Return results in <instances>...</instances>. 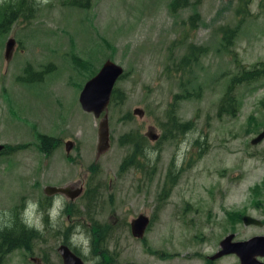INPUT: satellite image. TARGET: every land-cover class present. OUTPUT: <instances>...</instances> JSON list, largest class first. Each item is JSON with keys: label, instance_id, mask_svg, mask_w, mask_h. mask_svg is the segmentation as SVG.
<instances>
[{"label": "rangeland", "instance_id": "374dc122", "mask_svg": "<svg viewBox=\"0 0 264 264\" xmlns=\"http://www.w3.org/2000/svg\"><path fill=\"white\" fill-rule=\"evenodd\" d=\"M170 1L90 0L81 9L70 0H12L21 16L0 32V226L21 225L31 202L43 228L34 227L40 236L29 253L13 250L2 264H35L46 253L60 264L55 249L65 239L86 264H239L234 254L208 256L229 233L264 235V137L251 143L264 128V0H247L245 13L235 11L241 0H199L175 13ZM221 27L237 28L227 50ZM190 45L206 50L187 68L176 65ZM107 59L122 67L113 84L122 101L105 109L109 148L97 153L102 114L83 111L77 98ZM44 70L27 82L28 71ZM244 70L259 76L233 85L234 115H217L229 78ZM169 117L187 130L172 131ZM127 134L144 141L136 165L121 169L134 152L120 141ZM38 135L54 138L48 154ZM70 185L83 195L43 192ZM139 213L149 224L135 238L128 223ZM244 214L261 224L243 225ZM93 220L107 227L101 238Z\"/></svg>", "mask_w": 264, "mask_h": 264}, {"label": "water", "instance_id": "95a60500", "mask_svg": "<svg viewBox=\"0 0 264 264\" xmlns=\"http://www.w3.org/2000/svg\"><path fill=\"white\" fill-rule=\"evenodd\" d=\"M13 47V39L9 38L5 42L4 56L8 57ZM122 73V67L111 60H105L96 73L88 78L82 85L78 94V103L85 112L92 113L95 118L102 114L101 119L97 123V153L103 152L109 148L108 143V127L105 109L109 103L111 90L116 79ZM132 114L141 117L143 111L139 108H133ZM154 138V135H149ZM264 137V128L256 134L251 143H256ZM70 143L66 142L65 149L68 150ZM3 145L0 144V150ZM46 195L60 193L70 198L76 196L80 189L69 190L67 186L56 187L46 186L43 189ZM149 219L146 215L139 213L129 221V230L132 237L140 238L147 227ZM241 222L243 225L261 224L260 220L249 215H242ZM233 233L224 236L218 242V249L208 256L213 260L223 255L234 254L239 264H264V235H253L243 240H233ZM62 264H84L83 261L75 255L66 245L60 244L57 249Z\"/></svg>", "mask_w": 264, "mask_h": 264}, {"label": "trees", "instance_id": "16d2710c", "mask_svg": "<svg viewBox=\"0 0 264 264\" xmlns=\"http://www.w3.org/2000/svg\"><path fill=\"white\" fill-rule=\"evenodd\" d=\"M33 1V0H32ZM199 0H171L169 3V10L171 13H175L178 9L182 8V7H186L188 5H190L191 3H197ZM89 2L90 0H70V3L78 8L84 9L87 8L89 6ZM246 3L247 0H241L239 1L238 7L236 8V13L241 12V13H245L246 12ZM21 16V10H18L13 12L12 14L10 12H7L4 14H2V32L6 31L9 26L11 25V23L13 21H15L16 19H18V17ZM196 19V17L194 16H190L188 21L190 23V25H192L193 27V22ZM237 28H233V29H224L223 27L220 28V47L223 50H227V48H225V45H228L232 39L235 36V30ZM206 50V48H201L199 46H187V48H185V52L183 53V55L179 58L178 63H176V65H182V67L187 68V66H189L191 63H195L198 60V57L201 53H203ZM186 71V70H185ZM46 72V70L42 71V72H30L28 71V75L26 80L29 82H35V81H40L41 79V75L42 73ZM259 73V72H258ZM257 73V71H250V70H244L243 72L239 73L237 76H232L231 78H229V84L227 86V89L225 91V96L223 97V99L219 102L218 104V110H217V115L221 114V113H226V114H230V115H234L235 113V106L233 107L230 103L233 101V97L231 96V89L233 87V85L238 84V83H245V82H249L252 80H255L259 74ZM118 100V102L122 101V94L118 93L115 90H112V94H111V98H110V102H116ZM169 121L168 126L172 129V131L175 132H183L184 130H187V126L189 125L188 123L186 124H179L176 120H174V118H170L169 117ZM38 139L41 142L40 146H41V150L43 151V153L48 154L50 152V150L54 147L55 145V140L53 137H49V136H45V135H38ZM134 138H132L131 134H127V136H124L121 138L120 141H126L128 143H133V154L131 155L132 158H130V160H128V163H123L121 169L125 168L126 165L131 164V165H136L135 161L133 160V158L136 156V153L138 152L137 150V146L138 143L141 141H144L143 138L141 140H137L136 142H133ZM140 154V151L138 152ZM125 161V160H124ZM173 181V178L171 179V182H169V185H171ZM93 193L89 194L87 197V200H91ZM166 195V192L164 191L163 197ZM49 202V201H48ZM49 206L44 207L47 208ZM47 213V209L46 212L44 211V214ZM22 220V219H21ZM45 220V219H44ZM46 226V225H45ZM95 228H97L95 226ZM69 230V229H67ZM63 232V233H69L70 232ZM40 233V232H39ZM62 233V234H63ZM40 236V234H38V230L33 228H29L27 227L23 222L20 224H16L15 225H11V228H9L8 226H4L1 227L0 226V264H2V261L4 259V256L7 253H10L13 250H17V249H24V250H28L30 248V243L31 241H34L33 239L37 238V236ZM95 237V235H93ZM67 238V237H65ZM66 240V239H65ZM64 240V241H65ZM90 240H91V236H90ZM63 241V240H62ZM44 262H47L44 259Z\"/></svg>", "mask_w": 264, "mask_h": 264}, {"label": "flooded vegetation", "instance_id": "af4514ba", "mask_svg": "<svg viewBox=\"0 0 264 264\" xmlns=\"http://www.w3.org/2000/svg\"><path fill=\"white\" fill-rule=\"evenodd\" d=\"M12 4H13V2H12V0H7L5 3H3V4H1V6H0V32H2V14H4V12L5 13H7V12H10L11 14L13 13V11H11L12 10ZM5 9H10L9 11H6ZM12 51V50H11ZM11 51H10V54L8 55V57H6L5 58V56H4V54H3V57H4V59H5V61H7L9 58H10V56H11ZM28 82V81H27ZM72 187L73 186H68V188H69V190H74V189H72ZM80 189H81V192H79L80 193V195H83V194H81L82 193V188H81V186L79 187ZM78 193V194H79ZM66 197H68V196H66ZM68 199H73V197L72 198H70V197H68ZM93 225L94 226H96L97 228H95V230L94 231H92V234L93 235H95L97 238H101L102 237V235H101V233L102 232H104L106 229H107V227L104 225V226H100V225H98L94 220H93ZM90 227V226H89ZM90 228H92V226L90 227ZM60 244H64V245H66L67 247H69L70 248V250L75 254V255H78V257H80L81 258V260L83 261V263H85L86 264V262H85V260H84V257H83V255H81V253L79 252V251H77L76 249V247L75 246H73L72 244H71V241H69V240H61L60 241V243H58V246L60 245ZM57 246V247H58ZM57 247H56V249H57ZM56 249H55V251H56ZM17 250H21V251H25V252H28L29 253V250H24V249H17ZM57 252V251H56ZM57 255L59 256V254L57 253ZM44 259L47 261V262H44ZM59 259L61 260V258H60V256H59ZM49 260H50V255H49V253L47 254H44L43 256H42V261L45 263V264H49ZM31 261L33 262V263H35V264H44L43 262H41L39 259H37V258H31ZM61 264V263H60ZM93 264H95V263H93Z\"/></svg>", "mask_w": 264, "mask_h": 264}, {"label": "clouds", "instance_id": "9594fccd", "mask_svg": "<svg viewBox=\"0 0 264 264\" xmlns=\"http://www.w3.org/2000/svg\"><path fill=\"white\" fill-rule=\"evenodd\" d=\"M43 3H48V0H43ZM55 200V206L59 207L61 198L57 197L54 199ZM35 208L36 204L28 202L27 208L22 214V222L29 228H37L38 230H41L43 228V224L40 221V217L35 215ZM57 215V212L55 210V207L53 211L51 212V217L54 220ZM9 228H11V224L7 225ZM77 239L75 236L73 237V240Z\"/></svg>", "mask_w": 264, "mask_h": 264}]
</instances>
